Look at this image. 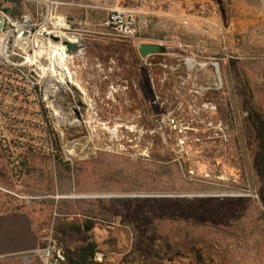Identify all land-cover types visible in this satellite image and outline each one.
Wrapping results in <instances>:
<instances>
[{
	"label": "rangeland",
	"instance_id": "obj_1",
	"mask_svg": "<svg viewBox=\"0 0 264 264\" xmlns=\"http://www.w3.org/2000/svg\"><path fill=\"white\" fill-rule=\"evenodd\" d=\"M119 5L138 15L139 30L128 40L112 37L110 30L77 33L70 26L82 45L70 65L76 89L57 102L73 124L44 109L35 94L15 97L0 73V218L29 220L40 248L31 264H43L42 250L53 247L59 201L70 200V208L61 205L64 212L79 213V206L89 205L73 201L95 200L83 196L202 195L224 203L223 214L231 210L238 225L240 205L224 200L255 199L249 185L254 138L246 108L264 113V0ZM0 7L13 20L45 13L26 0H0ZM142 43L162 45L165 52L142 59L137 52ZM186 59L216 63L221 80L209 66L189 69ZM113 206L101 207L109 214ZM121 219H97L92 233L101 260L96 262L150 264L145 253L132 248ZM163 224L166 231L172 225ZM218 242L226 247L236 241L224 236ZM222 258L217 264H264V244Z\"/></svg>",
	"mask_w": 264,
	"mask_h": 264
},
{
	"label": "trees",
	"instance_id": "obj_2",
	"mask_svg": "<svg viewBox=\"0 0 264 264\" xmlns=\"http://www.w3.org/2000/svg\"><path fill=\"white\" fill-rule=\"evenodd\" d=\"M10 13L14 14L11 10ZM246 112L254 138L249 185L255 199L246 196L224 200L226 205H240L237 206L241 220L238 225L229 215L231 210L223 214L226 206L219 199L75 200L73 204L89 205L88 209L79 206V213L64 212L61 205L70 208V200H63L57 204L51 238L62 250L64 264H103L94 260L99 248L92 231L97 219L118 216L131 235L132 248L145 253L150 264H217L223 260V254L244 252L250 247L259 249L264 244V113L251 105ZM92 204L97 211L90 206ZM107 204L115 205L109 214L101 207ZM207 209H210L208 213ZM166 222L172 224L168 231L163 224ZM224 236L236 242L225 247L218 242ZM40 247L45 248V244Z\"/></svg>",
	"mask_w": 264,
	"mask_h": 264
},
{
	"label": "built area",
	"instance_id": "obj_3",
	"mask_svg": "<svg viewBox=\"0 0 264 264\" xmlns=\"http://www.w3.org/2000/svg\"><path fill=\"white\" fill-rule=\"evenodd\" d=\"M120 1H124V0H116V3L109 9L106 26L112 32L111 33L112 37L121 40H128L134 37V35L139 30L136 22L138 15L134 10H131L123 5H119ZM53 14L54 16L52 18V21L48 22L46 25V29L50 33V36L48 38L53 46L61 47L59 46L60 43L59 37H55L52 34L54 31L60 30L72 36L75 35L70 32L71 27L65 20L64 22L67 24L68 29L67 30L56 29L52 23L55 22L57 23L58 22L57 20L60 18V16L57 15L55 12H53ZM7 17L11 20V22L12 21L23 22V20L26 17H29L30 18L29 29L24 30V32L28 31L29 32L28 38H31L37 32V30H39L43 25L45 20V13L38 14L35 17V19H32L30 16H23L19 20H13L0 7V51H2L3 43L5 42V46H6L5 49L7 50V54L9 55V62H7L4 56L0 54V73H3V75L5 74L7 75L9 79L8 87L10 89V92H12V94H14L15 97L18 96V93L21 92L24 93L26 92V94H28L29 96L35 94L37 97H40V99L44 104V109L46 110L51 109L48 106L47 101L53 100L52 102L54 104V100H55L57 104L56 106H59L57 101L66 92L58 91L52 96H50L48 100H46V89L53 87L54 82H52L51 78L48 75H43L41 77V75L38 74V71L34 70V68L26 66L25 52L22 49H19L14 44L16 37L18 38V33L16 31L12 32L11 35L6 39V34L14 29L13 25L7 20L8 19ZM24 36H28L27 33ZM29 54H32L31 50L28 52V55ZM40 61L42 63L45 62V59L41 60V55H40ZM71 64L68 65L69 69ZM42 257H43V264H64L65 262V256L62 250L57 248L55 245H53L52 248H47L46 250H42ZM94 260L100 261L101 255H98L96 253Z\"/></svg>",
	"mask_w": 264,
	"mask_h": 264
},
{
	"label": "crops",
	"instance_id": "obj_4",
	"mask_svg": "<svg viewBox=\"0 0 264 264\" xmlns=\"http://www.w3.org/2000/svg\"><path fill=\"white\" fill-rule=\"evenodd\" d=\"M33 7L50 15L55 12L77 33H105L108 9L113 0H26ZM79 31V32H78ZM52 245L55 242L50 241ZM40 250L39 240L29 220L23 215L0 218V260L20 257L24 264ZM23 256V257H22Z\"/></svg>",
	"mask_w": 264,
	"mask_h": 264
},
{
	"label": "bare ground",
	"instance_id": "obj_5",
	"mask_svg": "<svg viewBox=\"0 0 264 264\" xmlns=\"http://www.w3.org/2000/svg\"><path fill=\"white\" fill-rule=\"evenodd\" d=\"M54 14L47 15L45 14V20L43 25L37 32L31 37H29V32L24 30L29 29L30 18L26 17L23 22H11L8 18L7 20L13 25L14 29L6 34V39L11 35L12 32L16 31L18 33V38L16 37L14 44L22 49L25 54V64L28 67L34 68V70L38 71V74L48 75L52 82H54L53 87L46 89V100L53 94L58 91L61 92H73L76 89V79L74 73L68 68V65L72 63L73 57L67 53V48L63 44V42H69L73 44H80V36H72L68 33H64L60 30L54 31L52 34L55 37H59L60 43L59 46H53L49 40L50 33L46 29V25L48 22L52 21ZM58 22L52 23L56 29H68L67 24L64 22V19L61 17L57 20ZM24 32V33H23ZM27 33L28 36H24ZM3 36V35H2ZM57 47V48H56ZM5 42L3 43L2 51L0 54L4 56L5 60L9 62V55L7 54V50L5 49ZM32 51V54L28 55L29 51ZM45 59V62L42 63L40 61ZM187 66L189 69H193L195 66H202V68L206 67L204 63L201 65L195 63L193 60L187 61ZM98 67V66H97ZM215 77V76H214ZM221 80V79H220ZM216 81L218 82V78L216 77ZM219 83V82H218ZM93 102V101H91ZM48 106L52 109L54 116L60 120L61 122H72L74 123V119L70 114H64L61 107L53 104L52 101H47ZM92 104L88 103V108L90 107V111L92 108ZM90 114V113H89ZM68 121H67V119ZM90 125L92 124V119L87 121Z\"/></svg>",
	"mask_w": 264,
	"mask_h": 264
},
{
	"label": "water",
	"instance_id": "obj_6",
	"mask_svg": "<svg viewBox=\"0 0 264 264\" xmlns=\"http://www.w3.org/2000/svg\"><path fill=\"white\" fill-rule=\"evenodd\" d=\"M63 44L67 48V53L71 56L79 55L80 51L82 50L81 44H73V43H69V42H63ZM137 52L142 59H145V58H148L149 56H152V55L163 54L165 52V47H163L162 45H157V44L142 43V44L137 46ZM188 60H190V59L185 60L186 66H187ZM199 65H201V64H199ZM205 65L209 66L210 68H212L214 70L215 76L220 81L218 65L216 63H205ZM200 67L202 68V66H200ZM231 196L238 197L239 195L238 196L231 195ZM85 197L95 198V199H111V198L127 199V198H202L204 196H202V195H193V196L192 195L191 196H186V195H173V196H169V195H167V196H163V195H139V196L134 197L131 195H120V196H116V195H95V196H83L81 198H85Z\"/></svg>",
	"mask_w": 264,
	"mask_h": 264
}]
</instances>
